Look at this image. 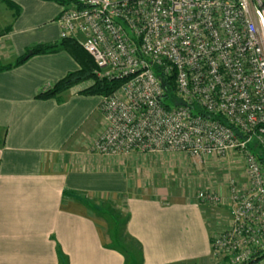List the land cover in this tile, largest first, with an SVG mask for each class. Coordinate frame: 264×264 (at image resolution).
I'll return each instance as SVG.
<instances>
[{
	"label": "built area",
	"instance_id": "obj_1",
	"mask_svg": "<svg viewBox=\"0 0 264 264\" xmlns=\"http://www.w3.org/2000/svg\"><path fill=\"white\" fill-rule=\"evenodd\" d=\"M57 22L99 77L122 81L101 96L93 151L239 157L243 181L229 177L226 196L203 188L196 198L229 207L212 259L264 264V160L250 148L264 158V0H71ZM155 69L174 74L173 97Z\"/></svg>",
	"mask_w": 264,
	"mask_h": 264
},
{
	"label": "crops",
	"instance_id": "obj_2",
	"mask_svg": "<svg viewBox=\"0 0 264 264\" xmlns=\"http://www.w3.org/2000/svg\"><path fill=\"white\" fill-rule=\"evenodd\" d=\"M12 1L20 7L16 15L0 2V65L60 40L62 9L53 1ZM78 67L60 50L0 70V264H125L90 212L91 200L101 198L124 208L125 232L141 247L140 264H217L210 240L227 227L229 212L220 221L222 212L207 215L190 188L170 189L157 168L137 178V153L104 157L87 150L101 123V96L80 93L91 83L59 99L36 98ZM194 183L199 187L201 180ZM214 184L221 193L222 183Z\"/></svg>",
	"mask_w": 264,
	"mask_h": 264
},
{
	"label": "rangeland",
	"instance_id": "obj_3",
	"mask_svg": "<svg viewBox=\"0 0 264 264\" xmlns=\"http://www.w3.org/2000/svg\"><path fill=\"white\" fill-rule=\"evenodd\" d=\"M52 5L58 7V9L61 11L62 6L60 4L53 2ZM4 43L5 40L0 39V55L1 52H3L4 49L3 47H5ZM86 82H88V84L92 83L91 81H85L82 83L86 84ZM90 139L91 138H89V140L86 143L87 150L99 155L98 153L93 151L92 147L90 146L91 143ZM86 140L87 139L81 140L82 145L85 144ZM155 156L156 158H153ZM104 157H110V156H104ZM138 157L139 158L137 159L136 162L137 164L134 162L135 171H136L135 174L137 178L140 175L141 176L143 174L146 175L148 171H152L153 173H156L155 170L157 168L158 172L163 173L164 175L163 179H167L170 189L174 191L177 189L178 190L185 189L186 191L187 188H190L191 196L195 197L196 201H198V199L196 198L197 191L203 188L214 189L215 180H218L219 182L222 183L223 190L221 192V195L226 196L227 182L229 180L228 178L235 177L236 179H243L242 160L239 157H236L235 155H230V156L228 155L227 157L224 158H207L205 160H198L181 152H160L156 154H144V155L138 154ZM159 157L161 158L160 160ZM152 178L153 176L150 177V179ZM195 179L201 180V185L199 187L195 185L194 183ZM91 201L93 204L90 208V212L93 215V217L96 219L97 223L99 224V227L103 233V236L105 237L106 242L113 243L112 218H116L118 219L119 222L117 227L119 240H117V242L118 244L120 243L122 246H125L127 250H129L132 253L135 260V264H138V247L136 243L127 236L124 230L123 224L126 215V213L124 212V208L115 206L114 203H112L111 201H104L103 198H101L100 200L93 199ZM204 207L207 212V215L208 214L210 215L213 210L222 212L223 216L219 217V221L221 220L222 217H226L229 212V207L226 204H221L217 207L216 206H204ZM225 260H226L225 258H221L216 262L217 264H225ZM125 264H132V261L130 262L129 260H126Z\"/></svg>",
	"mask_w": 264,
	"mask_h": 264
},
{
	"label": "trees",
	"instance_id": "obj_4",
	"mask_svg": "<svg viewBox=\"0 0 264 264\" xmlns=\"http://www.w3.org/2000/svg\"><path fill=\"white\" fill-rule=\"evenodd\" d=\"M44 1H53L60 4L61 6L68 5L71 2V0H44ZM0 2L4 3L9 9H11L13 11V15L19 13L20 11L19 5H17L12 0H0ZM60 50L66 51L76 61L79 67L74 71L68 72L65 76H63L61 79L56 81L52 86L39 92L36 95V98L44 99V100L52 99V98L59 99L63 92L85 81L92 82L88 87L80 91L81 94L87 96L109 95L113 93L120 86L122 82L121 80H116V79L108 80L106 78L98 77L95 74L96 65L92 57L76 41L70 38L60 39L59 41L53 43H41L34 45L28 48L21 56L17 57L15 60L7 64L0 65V70L18 66L22 64L31 55L54 53ZM155 73L160 77L166 89V95H168L170 98L173 97L174 74L163 76L159 71V69H155ZM196 109L199 113H202V110H200L199 108ZM216 117L224 122V119H222L221 117L219 116ZM250 148L252 151L256 153L259 160L261 161L264 160V158L260 155V153H258L256 148L254 147V145L250 146ZM112 219H113V228H112L113 243L106 242L107 246L109 248L120 251L125 257V263L126 260H129L130 262L132 261V264H135V260L132 253L129 250H127L125 246H122L120 243L118 244L117 240H119L118 238L119 234L117 227L119 222L118 219L116 218H112ZM125 222H126V216H125L124 224ZM129 238L132 239L131 237ZM132 240L136 243L138 247V264H140L141 247L137 241H135L134 239ZM61 264H67V263L64 260V262L61 261Z\"/></svg>",
	"mask_w": 264,
	"mask_h": 264
}]
</instances>
